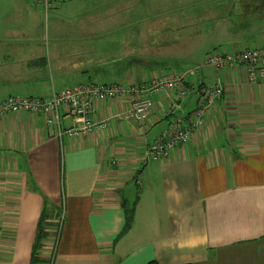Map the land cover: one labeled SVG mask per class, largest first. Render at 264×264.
<instances>
[{"label": "crops", "instance_id": "crops-1", "mask_svg": "<svg viewBox=\"0 0 264 264\" xmlns=\"http://www.w3.org/2000/svg\"><path fill=\"white\" fill-rule=\"evenodd\" d=\"M28 1L0 0V103L46 98L100 74L92 61H73L70 47L43 57ZM228 8L223 18L253 16L264 11V0H248L240 13ZM257 30L251 24L237 33L225 51L250 48ZM125 48L130 54L114 62L126 80L109 84H144L164 73L150 64L139 69L138 51ZM186 80L188 94L176 113L184 126L193 122L197 82L222 84L223 96L167 162L146 161L144 152L172 119L171 92L152 97L143 122L126 119L128 97L95 100L92 120L105 126L82 138L58 135L76 125L65 109L58 125L27 113L0 120V264H31L43 196L63 208V222L56 233L59 216L52 215L35 264H264V79L251 82L237 66L203 68ZM135 198L132 227L119 237L121 202Z\"/></svg>", "mask_w": 264, "mask_h": 264}, {"label": "rangeland", "instance_id": "rangeland-1", "mask_svg": "<svg viewBox=\"0 0 264 264\" xmlns=\"http://www.w3.org/2000/svg\"><path fill=\"white\" fill-rule=\"evenodd\" d=\"M247 2L248 0H62L46 16L41 3L28 7L36 16L34 27L40 38L43 57L46 56V51L70 47L77 53L72 57L73 61L84 65L92 61L100 70V74L82 76V84H109L123 83L126 80L118 75L120 70L114 62L115 58L132 51H127L125 45L138 51V56L134 58L138 60L136 66L139 69L148 70L147 66L150 64V70L160 69L161 71L155 72L164 73L186 72L195 68L207 54L222 53L230 46L229 42L233 40L231 38L235 37L234 40H237V33L249 30L251 24L258 27L259 39L256 42L247 40V43L250 48H257L264 42V11L253 16L223 18L228 7H233L240 13ZM53 39L58 41L53 43ZM79 49L82 51L80 54ZM104 70L117 75H106ZM132 83L135 85L138 80L133 79ZM51 95L40 99L47 100ZM59 213L56 233L62 226L63 208Z\"/></svg>", "mask_w": 264, "mask_h": 264}, {"label": "built area", "instance_id": "built-area-1", "mask_svg": "<svg viewBox=\"0 0 264 264\" xmlns=\"http://www.w3.org/2000/svg\"><path fill=\"white\" fill-rule=\"evenodd\" d=\"M29 1L32 6L41 3L44 7L45 16L49 10L55 9L57 4V0ZM237 66L245 68L251 82H254L256 78L264 79V47L234 49L222 53L212 52L205 56L201 65L193 69L183 73H158L144 84L128 86L81 84L59 93L53 92L47 100L8 97L0 103V120L10 115L27 113L46 116L47 126L58 125L60 110L65 109L67 114L73 117L76 125L64 131H58V135L70 139L82 138L105 126L102 122L97 123L92 120L91 114L95 100L105 101L128 97L132 103L126 119L143 122L151 113L152 97L161 92H171L173 97L166 115H171L172 119L144 152V160L146 161L167 162L171 152L188 143L194 132L204 125V119L211 115L224 91L220 83L215 86H207L198 82L196 88L197 107L192 115L193 122L184 126L183 118L176 113L181 111L182 103L187 96L186 79L189 76L198 75L203 68L223 71L234 69Z\"/></svg>", "mask_w": 264, "mask_h": 264}, {"label": "trees", "instance_id": "trees-1", "mask_svg": "<svg viewBox=\"0 0 264 264\" xmlns=\"http://www.w3.org/2000/svg\"><path fill=\"white\" fill-rule=\"evenodd\" d=\"M59 1L60 0H57V3ZM56 6H57V4H56ZM262 47H264V46H262ZM262 47H260V48H262ZM190 77H192V76H189L188 78H190ZM197 86H198V84H197ZM187 91H188V89H187ZM187 94H188V92H187ZM32 182L33 181H30V184ZM34 189L36 191H38L36 186H34ZM136 204H137V198H135L131 202H127V201H122L121 202V207H122V211H123V215H124V225H123V228H122V231H121L119 237H122L123 235L128 233L129 230L131 229L133 221H134ZM59 211L60 210L56 209L53 206V204L50 203V201L46 197L43 196L42 212H41V215H40V218H39V221H38L36 235H35V240H34V243H33V246H32L31 264H35V263L38 262V255H39L40 251L43 249L44 242L47 240V238L49 236V232L47 231L48 227L50 226L49 221L52 218L53 214H54L55 217L56 216L58 217L59 214H60ZM147 264H158V262L151 261V262H149Z\"/></svg>", "mask_w": 264, "mask_h": 264}]
</instances>
